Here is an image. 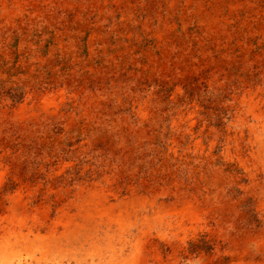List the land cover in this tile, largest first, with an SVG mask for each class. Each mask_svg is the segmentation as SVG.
Here are the masks:
<instances>
[{
  "label": "bare ground",
  "instance_id": "obj_1",
  "mask_svg": "<svg viewBox=\"0 0 264 264\" xmlns=\"http://www.w3.org/2000/svg\"><path fill=\"white\" fill-rule=\"evenodd\" d=\"M181 1L173 0L170 10ZM0 3L10 19L7 0ZM236 14L231 0H221L193 16L214 47L226 40L233 49L227 33ZM134 18L129 12L128 21ZM182 20L185 25L192 21L188 10ZM250 24L248 18L247 34L259 36L264 44V26L257 31ZM157 33L164 56L170 57L172 23L161 19ZM107 39L103 30L94 34L91 56L101 51L104 61L111 63L117 55L130 54L132 37L115 51ZM59 43L66 55L79 60L70 33ZM188 46L192 45H181L185 50ZM236 47L251 49V42H238ZM200 49L205 53L202 44ZM147 59L156 61L153 55ZM257 91L244 86L240 93H230L219 113H228L230 120L222 127L219 115L211 112L207 119L196 106L181 104L172 118L178 132L170 149L175 155H166L165 169L139 182L145 191L133 181L121 183L123 170L104 157L83 155L88 149L81 148L76 155H0V264H264V121L259 137L256 127L250 126L257 155H242L241 147L245 107L257 121L264 116L257 102L264 91ZM111 95L118 99L119 91L114 89ZM134 98L137 115L145 121L149 101ZM99 99L90 95L88 103ZM43 101L54 104L56 99L46 96ZM63 109L47 116L66 121L69 130L86 123V114L90 115L88 107L84 115L78 111L67 115ZM27 112L23 106L18 113ZM180 146L183 155H176ZM230 150L237 155H230Z\"/></svg>",
  "mask_w": 264,
  "mask_h": 264
},
{
  "label": "rangeland",
  "instance_id": "obj_2",
  "mask_svg": "<svg viewBox=\"0 0 264 264\" xmlns=\"http://www.w3.org/2000/svg\"><path fill=\"white\" fill-rule=\"evenodd\" d=\"M219 1L192 0L190 5L182 0L171 11L173 0H7L10 19L0 3V155H76L88 149L83 155L104 157L123 170L121 183L133 181L145 191L139 182L164 170L166 155H175L170 149L178 132L172 118L181 104L196 106L209 119L211 112L213 117L219 115L230 93H240L244 86L254 93L264 91V44L259 36L250 37L245 27L248 18L255 29L264 26V0H231L237 11L227 33L233 49L226 40L214 47L193 16L199 8ZM187 10L192 15L189 25L182 20ZM129 12L135 17L130 22ZM161 19L172 23L170 57L164 56L157 33ZM100 30L109 38L111 51L132 37L130 54L117 55L111 63L104 61L101 51L91 56L90 41ZM67 32L75 43L77 61L59 43ZM238 42H251V49L237 48ZM184 43L192 46L185 50ZM148 55L157 62L148 61ZM114 89L119 91L118 99L111 95ZM90 95L100 99L89 105ZM46 96L55 97L54 104L44 102ZM133 96L149 101L145 121L137 115ZM257 102L264 110V94ZM23 106L28 112L21 116ZM59 107L67 115L73 111L84 115L88 107L90 115L86 114V123L69 130L66 121L47 116ZM245 108L242 155H257L250 126L256 127L255 136H261L264 116L257 121ZM228 120V113L217 117L219 127ZM176 155H183L181 146Z\"/></svg>",
  "mask_w": 264,
  "mask_h": 264
}]
</instances>
